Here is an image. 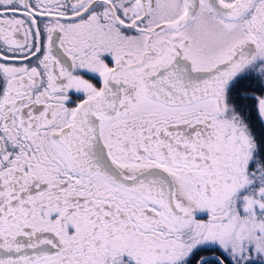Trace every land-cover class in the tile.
Segmentation results:
<instances>
[{"label":"snow or ice","instance_id":"obj_1","mask_svg":"<svg viewBox=\"0 0 264 264\" xmlns=\"http://www.w3.org/2000/svg\"><path fill=\"white\" fill-rule=\"evenodd\" d=\"M0 264H264V0H0Z\"/></svg>","mask_w":264,"mask_h":264}]
</instances>
